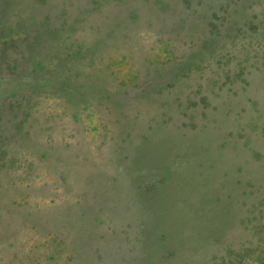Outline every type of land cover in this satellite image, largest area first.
Masks as SVG:
<instances>
[{"label":"rangeland","instance_id":"obj_1","mask_svg":"<svg viewBox=\"0 0 264 264\" xmlns=\"http://www.w3.org/2000/svg\"><path fill=\"white\" fill-rule=\"evenodd\" d=\"M0 264H264V0H0Z\"/></svg>","mask_w":264,"mask_h":264}]
</instances>
